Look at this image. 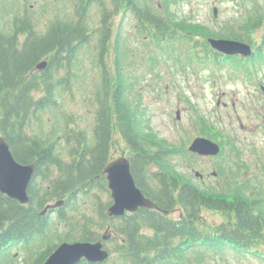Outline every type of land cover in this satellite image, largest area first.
<instances>
[{
	"label": "trees",
	"instance_id": "trees-1",
	"mask_svg": "<svg viewBox=\"0 0 264 264\" xmlns=\"http://www.w3.org/2000/svg\"><path fill=\"white\" fill-rule=\"evenodd\" d=\"M67 1L75 5V14L65 20L56 15L43 28L29 0H0V134L18 162L36 166L27 205L0 193V264H16L19 258L18 264H43L61 243L101 241L109 227L115 233L106 243L110 258L102 264H205L212 255L228 251L257 255L256 250L264 248V191L248 183L233 190L209 188L194 184L193 176L184 178V167L179 168L185 165L178 164V155L188 163L194 156L154 133L142 96L125 80L134 64L128 62L124 38L113 42L112 8L134 13L139 35L160 48L167 50L178 41L190 46V62L198 58L221 67L227 61L231 71L249 75L264 65V6L259 0H244L249 4L246 20L223 35L205 27L189 30L171 10L181 0ZM160 6L164 17L159 16ZM91 10L99 16L97 28L90 24ZM207 37L247 42L254 54L222 60ZM93 40L98 43L102 80L91 98L95 118L83 126L64 110L63 101L74 97L73 85L83 69L81 52ZM112 44L115 55L110 61ZM43 60L48 61L46 70L36 71ZM146 64L158 66L152 58ZM117 138L126 145L143 194L162 210L179 211L182 218L140 209L113 225L104 169L116 151ZM229 168L220 167L219 174H227ZM102 193L108 195L106 201L100 200ZM60 201L64 204L55 217L41 214ZM205 211L220 214L223 221L208 222ZM144 230L150 234L143 235ZM14 247L19 252L16 259Z\"/></svg>",
	"mask_w": 264,
	"mask_h": 264
},
{
	"label": "rangeland",
	"instance_id": "rangeland-1",
	"mask_svg": "<svg viewBox=\"0 0 264 264\" xmlns=\"http://www.w3.org/2000/svg\"><path fill=\"white\" fill-rule=\"evenodd\" d=\"M259 3L264 6V0H259ZM248 5L244 0H181L171 10L177 20L179 16L187 24L189 30L191 27L197 30L205 27L228 35V30L233 25L239 27L244 23ZM28 6L36 10L43 28L56 15L65 20L75 14V5L67 0H29ZM161 8L160 6L158 10L161 11ZM161 12L160 14L165 15V11ZM114 20L113 42L115 44L117 37L124 38L129 46L128 62L134 64L128 68L125 80L142 96L144 105L148 107L151 127L157 137L179 149H187L197 136L212 137L225 145V153L231 152L230 156L237 158L238 176L259 179L264 191V96L260 91V86L264 85V65L249 76L228 71L230 67L217 72L213 65H206L198 61V58H193L190 62L187 58L190 46L187 44L182 45L177 41L178 44L166 50L156 46L148 37L140 36L130 14H119ZM89 21L93 28L99 26L96 10L89 12ZM193 32V36L197 38L198 33ZM262 35L263 30L256 34V38L260 39ZM114 51L115 46L112 44L110 61L114 59ZM98 53L96 40L83 48L80 56L83 69L78 72V79L73 85L74 97L66 96L63 101L64 110L80 119L83 126H89L95 118L96 106L92 105L91 98L102 80V68L97 64ZM151 58L157 61V67L147 66L146 60ZM214 70L216 72H212ZM109 71L112 74L113 69L109 68ZM218 99L222 100V105H217ZM241 124L250 127L252 132H240L236 137L232 129L240 130ZM122 153L128 156L125 143L117 138L114 156L119 157ZM182 155L180 159L178 157V163L185 166H180L179 169L189 165L188 160L181 159ZM193 161L192 170L183 168L181 171H184L185 179L193 176L191 180L197 183L194 177L196 171L203 173L211 181L210 174L221 160L190 159V163ZM234 163L236 160L232 159L229 164ZM223 178L218 183L213 182V185L222 188ZM199 181L201 182L200 179ZM107 199V194H100L101 201ZM91 200H86L84 206H89ZM203 216L211 223L223 221L221 215L213 211H205ZM51 217L55 215L51 214ZM12 253L18 257V248L14 247ZM20 261L19 258L16 264ZM205 264L262 263L252 256L244 257L228 251L226 255H212Z\"/></svg>",
	"mask_w": 264,
	"mask_h": 264
},
{
	"label": "water",
	"instance_id": "water-1",
	"mask_svg": "<svg viewBox=\"0 0 264 264\" xmlns=\"http://www.w3.org/2000/svg\"><path fill=\"white\" fill-rule=\"evenodd\" d=\"M217 15L216 9H214ZM212 48L216 51L229 56L240 55L242 57H250L252 55V47L244 42L229 39H208ZM47 62L43 61L37 65V70L46 69ZM189 151L201 156H217L220 153L219 146L206 139H195ZM35 173V165H22L18 163L8 145L5 138L0 135V192L10 199L16 200L21 204H27L29 197L27 194L28 187ZM104 173L107 176L108 187L113 198V205L109 208L108 214L111 217H121L126 211L135 212L139 208L157 209L158 207L148 198L144 196L137 187L134 180L131 163L123 154L122 156L112 159ZM63 204V201L48 206L54 209ZM168 214L166 211H163ZM104 236L103 239H108ZM108 252L103 249V243L76 242L61 244L46 260L44 264H78L82 259H86L91 263H100L108 259Z\"/></svg>",
	"mask_w": 264,
	"mask_h": 264
},
{
	"label": "flooded vegetation",
	"instance_id": "flooded-vegetation-1",
	"mask_svg": "<svg viewBox=\"0 0 264 264\" xmlns=\"http://www.w3.org/2000/svg\"><path fill=\"white\" fill-rule=\"evenodd\" d=\"M162 10L161 11H165V9H163V8H161ZM112 11H113V15H114V17L116 18V16H117V14H123V15H128V14H130L131 16H132V18H133V20H134V22H135V27H137L138 26V18L135 16V14H133L131 11H129V10H117L116 8H112ZM160 11V10H159ZM160 11V12H161ZM161 13H164V12H161ZM163 17H164V15H162ZM260 88H261V86H260ZM219 100H221V99H219ZM218 106L219 105H222V100H221V102L219 101L218 102V104H217ZM224 106H227V104L226 103H224ZM246 131V133H248V132H252L251 130H250V127H244L242 124H241V126H240V130H237V129H232V133L237 137L238 136V134H240V132H245ZM200 159H203V158H200ZM200 178L202 179V180H204V176H200ZM57 211V209L56 210H54L53 212H51V213H54L55 214V212ZM170 219L171 218H174L173 217V215L172 216H170L169 217ZM113 225L114 226H116V220H113ZM112 231H113V229H112ZM114 233H115V231H114ZM143 235H145V236H148V234H149V232L147 231V230H144V231H142L141 232ZM261 251H263L264 252V248L262 249H260V252ZM258 261L260 262V263H262V264H264V255L262 254V255H258Z\"/></svg>",
	"mask_w": 264,
	"mask_h": 264
}]
</instances>
